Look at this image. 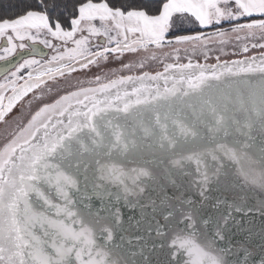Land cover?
Masks as SVG:
<instances>
[{"label": "snow or ice", "instance_id": "6c2138e0", "mask_svg": "<svg viewBox=\"0 0 264 264\" xmlns=\"http://www.w3.org/2000/svg\"><path fill=\"white\" fill-rule=\"evenodd\" d=\"M0 264H264V0L0 17Z\"/></svg>", "mask_w": 264, "mask_h": 264}, {"label": "trees", "instance_id": "16d2710c", "mask_svg": "<svg viewBox=\"0 0 264 264\" xmlns=\"http://www.w3.org/2000/svg\"><path fill=\"white\" fill-rule=\"evenodd\" d=\"M27 6V0H0V17H14L22 13Z\"/></svg>", "mask_w": 264, "mask_h": 264}]
</instances>
